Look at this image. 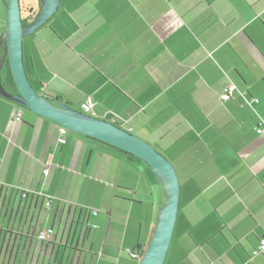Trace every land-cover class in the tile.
Listing matches in <instances>:
<instances>
[{"label": "crops", "instance_id": "1", "mask_svg": "<svg viewBox=\"0 0 264 264\" xmlns=\"http://www.w3.org/2000/svg\"><path fill=\"white\" fill-rule=\"evenodd\" d=\"M26 2L30 24L42 0ZM7 22L0 0V35ZM24 39L39 94L78 111L91 98L92 116L175 166L164 264H264V0H61ZM63 136L0 94V264H140L167 200L161 181L135 156Z\"/></svg>", "mask_w": 264, "mask_h": 264}, {"label": "water", "instance_id": "2", "mask_svg": "<svg viewBox=\"0 0 264 264\" xmlns=\"http://www.w3.org/2000/svg\"><path fill=\"white\" fill-rule=\"evenodd\" d=\"M8 8L7 30L0 35L4 54L0 59V94L42 117L51 119L68 130L112 145L144 161L161 181L167 200L160 209L152 240L140 264H164L173 238L180 200L179 178L173 163L150 143L103 118L84 114L67 102L39 94L30 82L24 60V38L44 25L58 10L61 0H42L38 18L24 25L20 0H3ZM8 60L16 93L9 92L1 77Z\"/></svg>", "mask_w": 264, "mask_h": 264}, {"label": "built area", "instance_id": "3", "mask_svg": "<svg viewBox=\"0 0 264 264\" xmlns=\"http://www.w3.org/2000/svg\"><path fill=\"white\" fill-rule=\"evenodd\" d=\"M237 86L235 84H229L227 86H225V88L223 89L222 92V99L223 100H228L230 97L233 96L234 91L236 90ZM259 102V99L257 97H252V98H247L246 97V103L249 105H254L257 104ZM92 108H93V100L91 98H88L85 102L81 103L80 105V109L82 111V113L87 114V115H91L92 116ZM22 118V111L19 112V115L16 117V119H21ZM115 121L114 119H112V122ZM59 130L61 131L62 137L60 138V142L64 143L65 142V138H64V134L67 133L68 129L65 128L62 125H59ZM257 131L259 133H264V121H261L258 125ZM51 201H47V205H50ZM51 230H47V231H43L39 234V239L41 240H46L50 238L51 235ZM264 252V239L261 240V243L259 245V247L254 251V254L257 255L259 253H263Z\"/></svg>", "mask_w": 264, "mask_h": 264}, {"label": "trees", "instance_id": "4", "mask_svg": "<svg viewBox=\"0 0 264 264\" xmlns=\"http://www.w3.org/2000/svg\"><path fill=\"white\" fill-rule=\"evenodd\" d=\"M24 25H27V23L24 22ZM6 78H7L8 83L10 84V88H9V89H13V90L16 91V90H17V87H16V85H15V83H14V80H13V78H12V74H11V71H10V67H9V65H8V72L6 73ZM13 90H11V91H13ZM79 111L82 112L81 110H79ZM106 120L112 122V120H109V119H106ZM112 123H115V124H117L118 126H121V125H120L118 122H116V121H113ZM121 127H122V126H121ZM82 135H83V134H82ZM83 136H85L86 138L90 139L91 141H94V142H96V143H99L100 145H105V146H107V147H110V148H112V149L119 150V151L125 153L124 151H122V150H120V149H118V148H116V147H114V146H112V145L106 144V143H104V142H102V141L96 140V139L91 138V137H88V136H86V135H83ZM132 156H133V155H132ZM140 160H141V159H140Z\"/></svg>", "mask_w": 264, "mask_h": 264}, {"label": "rangeland", "instance_id": "5", "mask_svg": "<svg viewBox=\"0 0 264 264\" xmlns=\"http://www.w3.org/2000/svg\"><path fill=\"white\" fill-rule=\"evenodd\" d=\"M20 5H21V14H22V19H24V18H27L28 19V21H29V19H30V16H27V14H26V8H27V5H29L27 2H26V0H20ZM24 41H25V39H24ZM25 63H26V69H27V71L29 70L28 69V62H27V59H26V55H25ZM29 72V71H28ZM76 107V106H75ZM77 108V107H76ZM145 163V162H144ZM145 165H146V167L148 168V172L150 171V173L152 174V176H154L155 178H157L156 177V175H155V173L152 171V169L145 163Z\"/></svg>", "mask_w": 264, "mask_h": 264}, {"label": "flooded vegetation", "instance_id": "6", "mask_svg": "<svg viewBox=\"0 0 264 264\" xmlns=\"http://www.w3.org/2000/svg\"><path fill=\"white\" fill-rule=\"evenodd\" d=\"M0 59H1V57H0ZM8 72V61L6 60L5 61V63H4V65H3V67H2V72H1V74H2V79H3V84H4V86H5V88L7 89V90H9V91H11V90H13V89H9L10 87L7 85V83H6V73ZM18 90H13V91H11L12 93H16Z\"/></svg>", "mask_w": 264, "mask_h": 264}]
</instances>
